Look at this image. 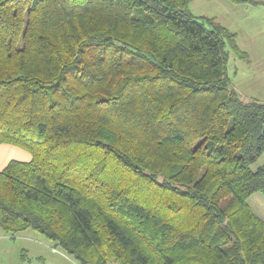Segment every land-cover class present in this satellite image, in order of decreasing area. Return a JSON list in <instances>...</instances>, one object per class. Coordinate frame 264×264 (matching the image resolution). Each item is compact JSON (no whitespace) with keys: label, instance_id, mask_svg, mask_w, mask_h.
Instances as JSON below:
<instances>
[{"label":"trees","instance_id":"1","mask_svg":"<svg viewBox=\"0 0 264 264\" xmlns=\"http://www.w3.org/2000/svg\"><path fill=\"white\" fill-rule=\"evenodd\" d=\"M192 1L0 0V145L31 154L0 171L4 235L77 264H264V103Z\"/></svg>","mask_w":264,"mask_h":264},{"label":"rangeland","instance_id":"2","mask_svg":"<svg viewBox=\"0 0 264 264\" xmlns=\"http://www.w3.org/2000/svg\"><path fill=\"white\" fill-rule=\"evenodd\" d=\"M189 9L199 21L213 19L215 24L236 34L238 47L248 57L246 61H250L242 63L235 52L227 48L231 85L241 91L244 101L264 102V0H245L240 3L231 0H193ZM205 25L212 27L208 23ZM12 160L30 161L31 154L12 145H0V171ZM262 165L264 153L251 168L256 170ZM248 204L264 220V196L253 194ZM0 236V264H70L63 255L75 261L55 242L32 230L19 233L13 239L6 237L0 230ZM54 249L56 252L52 251ZM109 264L118 263L112 261Z\"/></svg>","mask_w":264,"mask_h":264},{"label":"crops","instance_id":"3","mask_svg":"<svg viewBox=\"0 0 264 264\" xmlns=\"http://www.w3.org/2000/svg\"><path fill=\"white\" fill-rule=\"evenodd\" d=\"M239 49H240V48H239ZM240 61H241L242 63H249L250 60L246 61V60H242V59H241ZM236 70H237V68H236ZM234 89H235L236 91L239 90V89H237V88H234ZM240 92H241V91H240ZM240 92L238 91V94H239V95H240ZM240 97H241V95H240ZM241 99H242V98H241ZM261 102H263V101H261ZM263 103H264V102H263ZM1 146H2V145H1ZM24 162H28V161H24ZM6 166H7V165H6ZM6 166H5V167H6ZM5 167H4V168H5ZM4 168H3V169H4ZM3 169H2V170H3ZM5 236H6V235H5ZM5 236H4V237H5ZM0 237H2V236H0ZM6 237H8V236H6ZM52 251H53V252H56L55 249L52 250ZM63 257H64V258H65L70 264H77L75 261L69 259L66 255H63Z\"/></svg>","mask_w":264,"mask_h":264}]
</instances>
